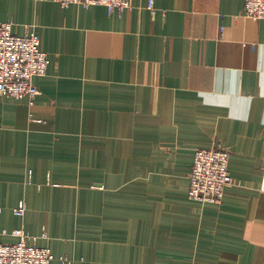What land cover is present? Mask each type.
Here are the masks:
<instances>
[{
    "label": "crops",
    "instance_id": "1",
    "mask_svg": "<svg viewBox=\"0 0 264 264\" xmlns=\"http://www.w3.org/2000/svg\"><path fill=\"white\" fill-rule=\"evenodd\" d=\"M130 1L0 0L50 58L34 98L0 96V241L23 229L51 264H264V19ZM216 143L233 183L192 200L195 150Z\"/></svg>",
    "mask_w": 264,
    "mask_h": 264
},
{
    "label": "built area",
    "instance_id": "2",
    "mask_svg": "<svg viewBox=\"0 0 264 264\" xmlns=\"http://www.w3.org/2000/svg\"><path fill=\"white\" fill-rule=\"evenodd\" d=\"M54 1L63 7L71 4L87 7L103 5L110 12L131 7L130 0ZM245 15L253 19H264V0H245ZM49 64L50 58L42 50L40 37L34 29L28 28L24 34L17 35L13 33V21L0 22V96L34 98L38 93L34 78L45 75ZM229 157L230 151L220 143L195 150L189 174V197L192 200L210 203L223 201L226 187L233 183ZM25 210V207L16 208L15 213L24 215ZM10 233L18 240L0 241V264H51L55 259L50 248L38 246L35 239L33 243H29L33 238L23 229H14ZM60 261L62 264L72 263L65 255L60 257Z\"/></svg>",
    "mask_w": 264,
    "mask_h": 264
}]
</instances>
